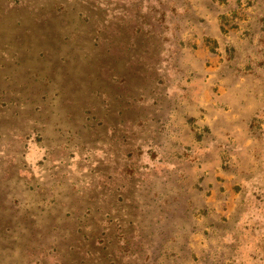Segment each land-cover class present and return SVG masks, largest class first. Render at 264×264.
<instances>
[{
  "label": "rangeland",
  "instance_id": "1",
  "mask_svg": "<svg viewBox=\"0 0 264 264\" xmlns=\"http://www.w3.org/2000/svg\"><path fill=\"white\" fill-rule=\"evenodd\" d=\"M0 264H264V0H0Z\"/></svg>",
  "mask_w": 264,
  "mask_h": 264
}]
</instances>
